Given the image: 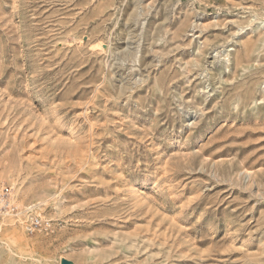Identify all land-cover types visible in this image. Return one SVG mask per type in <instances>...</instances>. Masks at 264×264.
Wrapping results in <instances>:
<instances>
[{
    "label": "rangeland",
    "instance_id": "obj_1",
    "mask_svg": "<svg viewBox=\"0 0 264 264\" xmlns=\"http://www.w3.org/2000/svg\"><path fill=\"white\" fill-rule=\"evenodd\" d=\"M0 179V264H264V0H0Z\"/></svg>",
    "mask_w": 264,
    "mask_h": 264
},
{
    "label": "built area",
    "instance_id": "obj_2",
    "mask_svg": "<svg viewBox=\"0 0 264 264\" xmlns=\"http://www.w3.org/2000/svg\"><path fill=\"white\" fill-rule=\"evenodd\" d=\"M12 201V188L0 179V216L13 215L19 220V215L22 214V211ZM27 217L23 222L26 232L32 234L41 231L43 223L40 218L35 214H30Z\"/></svg>",
    "mask_w": 264,
    "mask_h": 264
},
{
    "label": "water",
    "instance_id": "obj_3",
    "mask_svg": "<svg viewBox=\"0 0 264 264\" xmlns=\"http://www.w3.org/2000/svg\"><path fill=\"white\" fill-rule=\"evenodd\" d=\"M63 264H66V263H63Z\"/></svg>",
    "mask_w": 264,
    "mask_h": 264
},
{
    "label": "bare ground",
    "instance_id": "obj_4",
    "mask_svg": "<svg viewBox=\"0 0 264 264\" xmlns=\"http://www.w3.org/2000/svg\"><path fill=\"white\" fill-rule=\"evenodd\" d=\"M37 209V208H36ZM39 210V209H38Z\"/></svg>",
    "mask_w": 264,
    "mask_h": 264
}]
</instances>
